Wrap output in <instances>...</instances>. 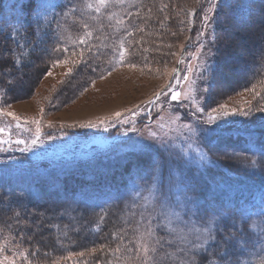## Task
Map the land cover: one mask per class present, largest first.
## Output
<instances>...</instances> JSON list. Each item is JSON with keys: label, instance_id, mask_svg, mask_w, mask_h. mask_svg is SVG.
<instances>
[{"label": "trees", "instance_id": "1", "mask_svg": "<svg viewBox=\"0 0 264 264\" xmlns=\"http://www.w3.org/2000/svg\"><path fill=\"white\" fill-rule=\"evenodd\" d=\"M171 2L174 0H136L132 5L127 4L117 10L112 11L106 5L101 7L100 12L92 13L83 0H71L68 12L58 20L56 36L49 35L44 38L42 43H39V48H50L56 44L68 47L71 51L72 45L76 42L75 37H81L83 24L88 23L94 31L93 45L103 41L118 46L123 40L130 53L127 56L129 63H134L137 67H144L147 63L148 67L145 68L147 72L152 73L153 68L160 71L159 69L170 64L169 61L173 57L171 53L180 50L176 45L177 34L173 35L177 33L175 27L178 20L170 18ZM185 2L179 0L177 3L181 6ZM206 4L207 0H201L198 6L204 8ZM74 6L76 11H70ZM87 13L90 14L89 17L85 16ZM136 28H142L143 31H134ZM148 31L150 33L157 31V39L162 41L160 47L145 42L144 44L149 47L147 48L141 40L138 43L137 39ZM126 32H133V35L127 36ZM171 40H173L172 44H170ZM198 41L194 35L190 37L187 41L189 44H184L180 50L181 54L186 55L185 53L192 51ZM128 42H131L130 46ZM168 44L171 47L165 46ZM245 47L247 51L243 55L234 53L229 57V62L235 65V71L226 78L224 89L226 95H214L211 99L216 103L212 106L226 104L229 108H250L253 116L260 119L264 114L256 109L264 107V60L259 53L261 42L258 36L246 39ZM86 58L87 65L83 62L79 63L70 78H63L67 82L62 84L63 93L60 96L64 98L66 105L78 100L82 96L80 93L84 88L89 87L92 80L100 79V68L108 67L109 61L115 59L111 49H103L99 59H93L89 53ZM218 59L219 55L213 49L210 64ZM46 60L47 56L39 53L33 55L31 61L24 67V75L31 71L29 75L38 80L42 76ZM93 68H96L95 72ZM35 85L30 88H34ZM252 88H255V92L249 90ZM87 130L90 129L63 134L66 137L84 138L100 135ZM195 147L199 154L205 157L204 161L200 160L202 162L200 168L207 167V169L205 174L196 180L194 168L182 165L186 170L184 177H187L183 182L184 185L189 188L199 186L195 196L186 187L183 192L201 201L200 209L204 213L207 212L206 207L216 209L215 206L223 205L218 196L207 191L206 182L210 177L214 179L209 187L229 185L236 191H240L248 182L253 185L264 183V174L259 170V163L255 167L249 166L253 160L260 161L261 155L264 154V124L259 123L246 128L244 119L239 125H232L231 130L222 135L210 134L208 140L204 142L196 140ZM153 155L154 153H134L104 159L99 157L90 162L60 169H43L45 166H42L41 171L30 170L17 174L10 172L8 167L2 168L0 199L3 202L0 203V228L6 231H4L6 234H2V238L5 239L6 235L10 236L13 241L12 247L30 253L31 264H52L55 260H60V264H77V262L78 264H139L134 249L138 242L142 241L135 231H138L139 227H144L147 232L151 229L155 235L148 237L144 234V242L152 246H155L154 241L157 236H166L165 234L168 233L159 222L148 219L146 211L142 208L143 199L150 194L158 182H165L168 186L171 184V166L164 169L163 175L157 174L158 178L153 177L150 167ZM227 174L228 176H225ZM159 188L165 194L163 183ZM4 192L22 195V200L17 202L12 198L9 202V197L3 196ZM159 196L163 198L161 193ZM159 196L157 195L155 199ZM228 210L231 208L229 207ZM231 212L233 213L232 210ZM16 213H20L19 218ZM38 223L39 228H37ZM216 230L219 233L218 239L221 236L225 238L228 236V229L222 223L216 226ZM238 230L244 233L241 226H236L234 233L237 236L240 235ZM168 239L173 240V246L169 248L166 245L165 248L173 254L180 245L174 242V238ZM116 248L120 251L116 252ZM223 248V245L219 248L208 246L207 258L217 263L216 254L222 252ZM92 249L97 251L93 253ZM229 251L231 254L228 257L233 258L230 261H235L240 255L237 247L229 248ZM81 252L85 253L83 257L79 255ZM69 254L71 259L65 260L64 257ZM181 254L184 255V252ZM157 259H160L158 255ZM174 262H169L168 259L164 264ZM254 264H264V262L258 261Z\"/></svg>", "mask_w": 264, "mask_h": 264}, {"label": "rangeland", "instance_id": "2", "mask_svg": "<svg viewBox=\"0 0 264 264\" xmlns=\"http://www.w3.org/2000/svg\"><path fill=\"white\" fill-rule=\"evenodd\" d=\"M135 1L107 0V5L113 11L127 4L130 6ZM178 1L174 0L170 3L169 12L170 18L178 20L177 27H175L177 30L176 45L181 50V45L184 46L190 37L192 38L193 35L196 37L197 32L203 30L201 21L203 10L208 7V0L204 8L198 6L201 0L199 3L197 0H185V4L183 3L181 6H178ZM21 2L27 4L28 0H21ZM47 2L55 5V7L49 8L47 13V21L50 22V24L45 23L47 34L42 32L33 36L29 31L25 36L24 29L18 22V17L22 14L17 0H0V51L12 49L17 56L21 54L27 56L33 44L37 43L39 46V43H42L47 36H56L58 20L68 12L71 0H47ZM83 2L87 5L95 4L96 0H83ZM243 2L246 3L248 0H243ZM89 12L97 13L93 9H90ZM190 12L196 13V15H190ZM89 15L87 13L85 16L89 17ZM17 30L20 35H17ZM207 31H211V26ZM83 34L84 29L81 32V37ZM157 35V31L151 33L148 31L137 40L138 43L141 40L143 44L149 42L151 45L155 44L160 47L162 41L157 39ZM79 38L80 36L75 37V41H78ZM201 39L206 41L207 35ZM17 40L22 46L21 48L16 47ZM171 41L170 44L173 43V40ZM200 42L199 40L192 51L188 52L192 55L188 53L183 55L182 51L177 50L169 61L170 64L165 67L161 66L160 71L153 68V72L150 73L143 66L119 67L105 79L95 81L94 87L90 84L87 91L83 92L78 100L68 105L60 96L63 93L60 80L64 78L62 73L66 71V68H55L53 76L42 75L38 80L29 75L31 71L26 72L23 85L18 86L9 94L11 108H8L7 105H0L8 111L15 112L21 118L20 126L17 127V121L12 117L0 115V129H2L0 131V161L4 162L0 163V170L8 167L10 172L17 174L30 170L41 171L42 166H45L43 169H60L73 164L90 162L99 157L104 159L134 154L132 148L134 142L151 144L155 139L157 143L164 142L172 149H176L177 152L185 153V158L189 162L188 166L194 168L195 179L198 180L205 174L207 167L200 168L202 166L200 160H204L199 158L200 154L196 150L195 143L196 140L203 142L208 140L210 134L198 137L183 125L196 126L197 117L201 121L206 119V114L203 112L191 116L195 105L204 103L202 97L197 98L196 89L197 86H204L199 77L205 73L207 64H210L212 60V56L203 54L207 52V47L199 49ZM170 44L165 46L169 47ZM145 46L149 48L147 45ZM81 47L84 46H79L76 51H79ZM69 53L71 56V51ZM87 54L85 52V56ZM183 77H187V79ZM34 85V88H30ZM57 87L59 88L57 89ZM173 90L181 93V98L177 101L171 99ZM162 91L168 94L157 100L155 94ZM41 109H43V113H41ZM116 113L122 115L117 117ZM178 115L181 119H177ZM253 115V113L250 117L236 115L223 119L235 121L232 124L234 126L239 125L245 119L246 128L259 123L264 124V117L261 116L260 119H257ZM189 116H191L190 119ZM33 119L40 120L42 128L40 142L35 146L31 145V138L34 136L36 128V125L31 123ZM89 121L97 122L98 126L79 127L80 124H87ZM49 124L54 127L49 128ZM61 124L65 127L60 128ZM68 125L75 126L68 127ZM85 128L100 135L84 138L66 137L63 134L79 132ZM133 128L136 130L133 131ZM49 133L54 138L49 139ZM153 134H155L154 137ZM17 140H25L27 143L17 145ZM4 141L8 142L4 143ZM20 149L27 150L21 152ZM170 166L172 169L170 171L171 178L177 177L178 170L175 166ZM180 171L184 176L185 167L181 166ZM213 179L214 177H210L206 182L207 191L219 197L223 202V205L219 204V206L224 208L227 206V209L230 207L233 211V216L229 217L227 224L223 223L221 218H214L210 215L214 208L206 207L207 212L204 213L200 209L201 201H197V199L196 207L192 212L177 207V198H184V186L174 187L172 184L168 186L165 182H158L150 194L143 199L142 208L146 211L147 218L155 220L156 223L159 222L168 231L165 235L168 238H174V242L180 245L171 254L169 262L175 261L173 264H182V262L188 261L191 252L183 255L180 250L190 249L193 242H198L196 238L201 233L203 235L200 236V241H203L207 228L216 229V226L222 223L227 227L228 235L234 233L236 228L232 227L233 219L240 217L242 213L250 219L247 223L236 219V226H241L244 233L238 230L239 237H242L236 243L240 255L236 257L235 261H230L233 258L228 257V264L264 262V183L261 182V186L248 182L240 191H236L229 185L209 187ZM161 183L165 185L167 201L159 196L160 193H163L159 188ZM194 187L195 192H198L199 186ZM157 195L159 198L155 199ZM187 195L189 196V194ZM215 208L218 207L215 206ZM224 216H228V214L224 213ZM137 230L135 233L144 239L147 230L144 227H139ZM4 231L0 228V264H8V261H14V264H27V261L21 256L24 251L21 252L22 249L19 250L11 246L13 241L10 236L6 235L5 239L2 238V234H6ZM182 237L186 239H182ZM138 263L140 264L139 258Z\"/></svg>", "mask_w": 264, "mask_h": 264}, {"label": "snow or ice", "instance_id": "3", "mask_svg": "<svg viewBox=\"0 0 264 264\" xmlns=\"http://www.w3.org/2000/svg\"><path fill=\"white\" fill-rule=\"evenodd\" d=\"M123 2V0H121ZM199 3V0H197ZM19 5L21 16L18 17V22L20 27L24 29L25 36L29 31H31L33 36H36L39 33H46L45 23L47 21V13L49 8L55 7V5L49 4L47 0H28V3L25 4L21 0H17ZM107 0H96L95 4H88L87 7L93 9L95 12H100L101 7H106ZM15 7V5H14ZM239 10V11H238ZM70 11L75 12V6L70 9ZM27 15H24V14ZM190 15H196V13H189ZM214 14V15H210ZM31 17V19H29ZM202 28L203 30L197 32V40H200L199 49H204L207 47V52L203 53L206 56L213 55V49L219 55V59L213 61L212 64H207L205 73H202L199 79L203 83V87L197 86V93L199 97H202L204 103L196 104L194 111L191 116H196L198 113H205L206 119L203 121L199 120L197 117L196 126L190 124L183 125L185 128H188L190 132L197 134V136H207L209 134L219 136L223 133L230 131L232 124L235 121L230 119H223L224 117H233L240 115L243 117H250L252 111L248 109H237L229 108L226 104H219L218 107H213V103H216L215 100L211 99L214 95L223 96L226 95L224 91L226 86V78L228 75L235 71V65L229 62V57L234 53H240L243 55L247 49L245 47V40L252 39L255 36H258L259 41L261 42V47L259 48V53L261 59L264 60V0H248V2H243V0H208V7L203 10L202 17ZM34 25V27H33ZM211 26V31H207ZM84 34L78 39L73 45L71 50V56H69L70 49L64 46H57L53 44L50 48L40 49L37 44H33L27 56L21 54L17 56L15 51L9 49L7 51H0V105H7L8 108H11L9 103V94L18 86H22L24 83V72L23 69L27 62L31 61L33 55L41 54L42 56H47L45 61V68L42 72L43 76L51 77L53 76V70L55 68H66V71L62 73L63 77L70 78L72 76L74 68L81 62L88 64V60L85 56V52L92 55L93 59H99L102 54L103 49H111L112 54L115 59H112L108 63V67H101L99 72V78L105 79L106 76L111 75L117 67H121L128 64L129 67L136 68L137 65L134 63H129L127 56L128 48L125 47V42L121 40L118 44L109 45L103 41L98 45H93L91 43L92 38L94 37V31L88 23L83 24ZM258 29V31H257ZM134 31H143L142 28H136ZM17 35H20L19 30H17ZM127 36L133 35V32H126ZM176 35V33H173ZM207 35V40H202V37ZM59 41V37H57ZM129 46L131 42H128ZM79 46L81 47L79 51L76 49ZM16 47L21 48L19 41H16ZM171 47V45H169ZM183 47V45H181ZM148 51V49H144ZM175 55V53H171ZM192 55V53H188ZM206 63V62H205ZM145 68L148 67V64L145 63ZM94 72L96 68L92 69ZM143 71V68L141 69ZM150 70V69H149ZM176 71L175 69L173 70ZM187 79V77H183ZM67 81L61 79L60 83L65 84ZM92 86H95V80L91 81ZM250 91L255 92V88L249 89ZM87 88H84L80 93L83 95V92H86ZM168 93L166 92H157L156 99L158 100L161 96H165ZM181 98V93L173 90L171 92V99L177 101ZM74 102V101H73ZM210 109V111L208 110ZM258 112L264 113V107H258L256 109ZM43 113V109H41ZM0 115H7L12 117L17 121V127H19L20 117L16 115L13 111H8L6 108L0 106ZM117 117H120L121 113L115 114ZM191 116L188 118L190 119ZM177 119H181L178 115ZM32 124L36 125L35 134L31 138V145L35 146L40 142V137L42 134L41 122L38 119H33ZM75 125H68V127H74ZM97 122L89 121L87 124H80L79 127H97ZM207 126V127H206ZM49 128L54 127V125L49 124ZM65 125L61 124L60 128H64ZM136 129L133 128V131ZM2 131V129H0ZM155 134H153L154 137ZM49 139L54 138L51 133L48 135ZM8 141H4L7 143ZM25 140H17L16 144H26ZM133 152L139 153H154L151 161V170L154 178H158V175H163L164 169L170 165H173L178 170L177 177H173L170 180V183L174 187L184 186L191 191L195 196V188H189L187 185H184V180L187 177H184L180 171L181 166H187L188 160L185 158L186 154L181 152L174 151L168 144L164 142L157 143L153 139V143H141L136 141L132 145ZM27 149H20L21 152L26 151ZM200 158L204 159V155L200 154ZM0 163H4L0 161ZM259 163L262 174H264V154L261 155L260 161H251L249 166L255 167ZM3 196L9 197V202L12 198H15L17 202L22 200V195H18L15 192H4ZM161 196L167 201L168 197L166 194L161 193ZM0 199V203H2ZM197 201L193 197L188 196L186 193L183 199L177 198V207H182L186 209L187 212H192L193 208L196 207ZM227 212L228 216H224V213ZM214 218L219 217L222 219L223 223L227 224L229 217L233 216L231 210L225 209L223 206H220L216 209H213L210 214ZM16 216L19 218L20 213H16ZM103 218H101L102 220ZM241 222L247 223L250 219L241 214ZM236 219H233L232 227L236 228ZM39 228V223L37 224ZM206 236H204L203 241H200V236L197 235V241L193 242L192 247L185 251L181 249V252H184L185 255L188 252H191V256L188 261L182 262V264H216V262L207 258L208 246L219 248L221 245L224 246L222 252H218V264H228V256L231 254L229 248H235L237 246L236 241L242 239V237L237 236L236 233H230L226 238L221 236L219 239L218 231L213 228L205 229ZM216 233V234H214ZM116 235V234H114ZM155 233L149 229L147 232L148 237L154 236ZM182 239H186L182 237ZM140 243L135 247V252L137 258L140 259V264H164L165 261L170 259L171 254L166 250L165 246L172 247L173 240L168 239L166 236H157L154 245H149L147 242H144L143 237H141ZM158 246V247H156ZM202 250V251H198ZM96 249H92L94 253ZM116 252H119L120 249L116 248ZM156 254V255H154ZM22 258L27 261V264H31L29 260L30 253L24 252L21 254ZM81 257L85 255L84 252L79 253ZM157 255L160 259H157ZM201 257H204L201 259ZM65 260L71 259V254L64 257ZM5 260L7 258L5 257ZM8 264H14V261H8ZM52 264H60V260H55ZM78 264V262H77Z\"/></svg>", "mask_w": 264, "mask_h": 264}]
</instances>
